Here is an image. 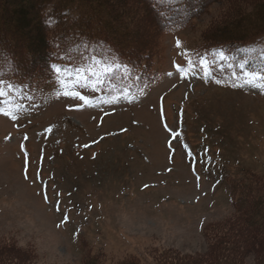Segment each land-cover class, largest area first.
Returning <instances> with one entry per match:
<instances>
[{
    "label": "rangeland",
    "instance_id": "1",
    "mask_svg": "<svg viewBox=\"0 0 264 264\" xmlns=\"http://www.w3.org/2000/svg\"><path fill=\"white\" fill-rule=\"evenodd\" d=\"M258 3L219 0L189 27L160 31L145 11L133 12L122 46L149 59V79L75 58L54 62L45 79L0 80L12 89L0 99L8 112L0 115V264H84L88 256L102 264H186L213 257L221 242H244L251 227L240 228L237 217L248 206L239 211L233 201L241 182L252 196L264 193V94L235 86L244 57L198 49L229 13L254 16L263 10ZM37 27L34 20L17 27L23 61L40 62L31 51ZM244 49L252 58L246 70L259 72L264 50ZM189 58H206L211 78L197 66L181 79L176 69ZM76 69L94 75L74 79ZM120 76L135 88H116ZM257 262L246 251L243 263Z\"/></svg>",
    "mask_w": 264,
    "mask_h": 264
},
{
    "label": "trees",
    "instance_id": "2",
    "mask_svg": "<svg viewBox=\"0 0 264 264\" xmlns=\"http://www.w3.org/2000/svg\"><path fill=\"white\" fill-rule=\"evenodd\" d=\"M110 1L0 0V80L3 78L19 80L17 77L45 79L51 76L56 66L54 62L61 60L73 64L75 58L86 64L93 60L110 65L117 64L116 70L126 67L131 70V74L138 71L141 78L149 79L150 67L147 63L149 59L142 57L139 51L131 52L132 48L122 46L130 36L125 20L136 10H143L146 12L143 17H153L159 31L165 28H186L219 0H134V2L132 0L130 6L124 5L129 3L128 0H118L116 6ZM258 2L262 11L259 10L256 15H248L246 18L238 14L240 9H236V14L232 11L221 23L222 26L212 29L214 31L211 34L203 35L201 42L203 46L198 50L201 53H208L212 48L223 51L231 58L236 54L238 57H244L250 65L252 58L244 55L243 52L247 50L244 48L250 45L255 48L262 47L253 54L264 50V0ZM121 5L124 6V10H121ZM29 18L38 24L32 37L36 49L32 48L31 51L36 50L40 62L23 61L25 58L19 54L24 42L20 38L22 30H16L17 27L21 29L30 26L32 22L30 23ZM54 46L59 49V53L54 52ZM61 55L62 58L59 57ZM21 62H25L23 71ZM261 67H264V62L258 69ZM123 78L124 76H120L116 83L112 79L116 88H119L116 84L129 83ZM125 87L134 89L135 85L128 84ZM244 184L246 185V182L237 185L238 191L241 190L239 204L236 205L237 202L233 201L234 207L239 211L248 206L242 215L237 217L244 225L240 228L251 227L246 229L247 236L244 242L234 241L230 246L226 241L221 242L213 257L206 253L205 256L192 257L190 262L185 261L186 264H244L246 251L254 252L257 263L264 262V246L260 247V242L264 241V193L258 192L256 196H252L254 191L245 192ZM255 247L260 252L256 251ZM84 264L102 262L98 257L88 256ZM119 264L139 262L130 259Z\"/></svg>",
    "mask_w": 264,
    "mask_h": 264
},
{
    "label": "snow or ice",
    "instance_id": "3",
    "mask_svg": "<svg viewBox=\"0 0 264 264\" xmlns=\"http://www.w3.org/2000/svg\"><path fill=\"white\" fill-rule=\"evenodd\" d=\"M181 47V45L179 43H177V48L179 49ZM182 55H184L185 57H188L187 53H182ZM216 53H213V56H216ZM219 57L221 60H225V56L223 55V53L219 54ZM199 67L200 69H202L204 71V77L205 78H211L212 73L209 71V65L208 62L206 60V58H202L199 61H195L193 62L190 58L188 59V65L187 68L181 69V68H177V72L182 73L181 74V79H186L187 78V74L188 73H192L196 71V67ZM238 67L240 69V73L243 74V79H241L240 83L236 84L235 86L237 88H242V87H251V88H256L258 89L261 94H264V67H261L259 72L257 73H252L249 74V72L246 70L247 68V64L245 63H240L238 64ZM54 71L59 75L63 70L62 69H54ZM76 75L73 77L74 79H80L81 74L87 76V75H94V73H90L87 72L84 69H76L74 70ZM110 74V73H109ZM240 77L237 75L233 76V79H239ZM12 89L9 87L5 88V85L0 84V99L6 98L8 92H10ZM79 99H83L82 97H77ZM17 111H21L20 109H17ZM0 115H8V112H0ZM12 118V117H9ZM51 131V130H49ZM178 135V134H176Z\"/></svg>",
    "mask_w": 264,
    "mask_h": 264
}]
</instances>
